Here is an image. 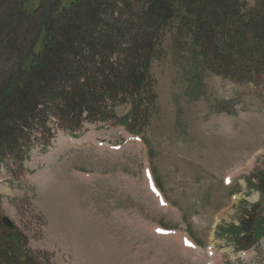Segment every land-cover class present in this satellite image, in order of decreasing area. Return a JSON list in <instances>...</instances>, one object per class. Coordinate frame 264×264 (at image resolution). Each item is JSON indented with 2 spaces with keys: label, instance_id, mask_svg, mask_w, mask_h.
Instances as JSON below:
<instances>
[{
  "label": "rangeland",
  "instance_id": "rangeland-1",
  "mask_svg": "<svg viewBox=\"0 0 264 264\" xmlns=\"http://www.w3.org/2000/svg\"><path fill=\"white\" fill-rule=\"evenodd\" d=\"M186 61L171 53L153 64L149 125L137 121L130 131L128 105L116 109L119 121L86 122L77 134L50 123L48 145L34 139L28 158L0 166L4 216L42 261L264 264V238L245 255L218 229L239 224L244 204H264L249 182L264 171V88L211 74L198 90ZM146 168L167 207L149 192ZM157 226L175 233L160 236ZM183 236L195 248L184 247Z\"/></svg>",
  "mask_w": 264,
  "mask_h": 264
},
{
  "label": "trees",
  "instance_id": "trees-1",
  "mask_svg": "<svg viewBox=\"0 0 264 264\" xmlns=\"http://www.w3.org/2000/svg\"><path fill=\"white\" fill-rule=\"evenodd\" d=\"M171 53L190 60L198 90L211 74L264 88V0H0V166L27 158L34 139L48 145L50 123L76 133L128 105L130 131L149 125L153 64ZM255 178L264 195V171ZM262 204H244L220 237L256 247ZM3 217L0 195V264H47Z\"/></svg>",
  "mask_w": 264,
  "mask_h": 264
},
{
  "label": "water",
  "instance_id": "water-1",
  "mask_svg": "<svg viewBox=\"0 0 264 264\" xmlns=\"http://www.w3.org/2000/svg\"><path fill=\"white\" fill-rule=\"evenodd\" d=\"M3 222H4L5 225H7L9 227H13L14 226L13 222L8 217H4L3 218Z\"/></svg>",
  "mask_w": 264,
  "mask_h": 264
}]
</instances>
